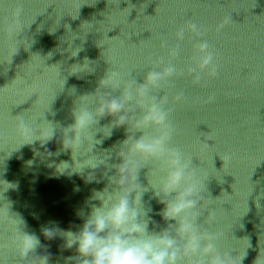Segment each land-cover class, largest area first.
<instances>
[{
  "label": "water",
  "instance_id": "obj_1",
  "mask_svg": "<svg viewBox=\"0 0 264 264\" xmlns=\"http://www.w3.org/2000/svg\"><path fill=\"white\" fill-rule=\"evenodd\" d=\"M225 19L228 23L219 27ZM13 23L17 31L10 39L7 27ZM189 23L197 24L200 33L186 31L178 41L176 32ZM201 40L214 54L216 75L200 73L197 83L188 70L195 67L194 45ZM172 48L177 55L169 56ZM160 58L175 65L176 73L151 95L167 96L174 129L170 145L190 156L193 167L206 176L203 195L216 221L207 225L205 211L201 223L224 231L220 246L240 264L264 260V0H0L3 264H23L10 243L13 222L23 225L20 216L25 230L48 246L51 264H64V257L74 252L62 251L59 237L46 240L42 228L50 221L62 228L82 223L77 210L88 211V197L107 183L103 167L84 170V175L95 171L99 182L85 183L78 173L57 176L55 164H73L70 149L59 151V130L43 146L39 141L24 144L29 141L17 132L18 122L33 130L52 122L67 126L76 96L94 92L106 73L116 70L124 85L135 87ZM74 89L75 95L70 94ZM111 94L119 95V90ZM140 114L134 106L133 116ZM112 119L106 116L99 124ZM126 127L113 129L95 149L112 152L110 163L120 162L116 152L126 139ZM47 152L53 155L47 157ZM82 155L73 153L77 167ZM147 177L142 169L140 182L147 184ZM151 204L153 218L163 226L156 214L162 205Z\"/></svg>",
  "mask_w": 264,
  "mask_h": 264
},
{
  "label": "clouds",
  "instance_id": "obj_2",
  "mask_svg": "<svg viewBox=\"0 0 264 264\" xmlns=\"http://www.w3.org/2000/svg\"><path fill=\"white\" fill-rule=\"evenodd\" d=\"M226 23L227 19L219 27ZM16 31V24L8 25L10 39ZM186 31L200 33L197 24L189 23L178 29L176 39L183 41ZM194 47L195 67L188 71L195 74L194 82L198 83L200 73L215 76L216 66L207 41L201 40ZM177 54V49L169 50V56ZM175 73V65L160 58L147 72L144 81L133 87L124 85L120 73L113 70L99 80L94 92L76 96L71 109L73 120L67 126L51 121V125L33 130L23 120L18 122L17 132L29 141L24 144L39 141L43 146L59 130L62 145L59 151L70 149L73 164L66 161L55 164L57 176L71 177L78 173L85 183L99 182L95 171L84 175V170L105 169V187L94 189L88 197V211L80 209L76 212L82 223L62 228L59 222L50 221L42 228L46 240L59 237L61 250L74 252L64 257V264H240L231 250L220 246L224 231L204 227L201 223L205 211L207 225L216 221V213L203 195L206 176L193 167L190 156L170 145L174 129L165 107L167 96L151 95L152 89L161 88ZM112 90H119V95H112ZM75 93L74 89L70 94ZM134 106L141 112L139 116H133ZM106 116L113 119L100 126V120ZM125 125L127 136L116 152L120 162L110 163L112 152L106 154L108 149L100 152L95 149L112 135L113 129ZM129 127L134 131L129 132ZM137 132L142 134L137 137ZM74 152L83 153L80 156L83 159L77 158L79 167L73 159ZM52 155L47 152V157ZM27 163L31 167L33 161ZM53 163L48 166L53 167ZM142 169H147L151 177H147V184L139 180ZM91 174H95V178H90ZM7 183L9 188L16 187ZM74 191H79V186ZM152 200L162 205L156 214L164 222L163 226L153 218ZM20 218L23 225L13 222L10 241L20 261L23 264H51L48 246L41 245L36 234L26 231L25 221ZM39 247H43V253L36 252ZM257 264H264V260Z\"/></svg>",
  "mask_w": 264,
  "mask_h": 264
}]
</instances>
